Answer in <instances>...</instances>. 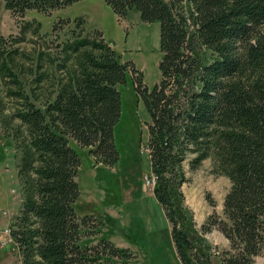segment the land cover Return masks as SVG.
I'll return each instance as SVG.
<instances>
[{"label": "trees", "instance_id": "obj_1", "mask_svg": "<svg viewBox=\"0 0 264 264\" xmlns=\"http://www.w3.org/2000/svg\"><path fill=\"white\" fill-rule=\"evenodd\" d=\"M5 1L13 14L25 16L77 0ZM104 1L117 15L136 8L143 21L159 22L160 81L149 89L110 41L80 36L72 50L87 47L89 63L76 79L44 104L26 97L16 116L32 147L23 170L34 177L22 215L10 228L21 264H141L130 248L104 234L103 219L81 212L77 179L78 149L108 165L119 158L114 129L121 117L119 87L128 76L150 114L153 191L171 224L180 263L212 264L211 245L196 229L181 191L184 161L196 166L212 158L231 182L223 216H209L233 250L220 264H253L264 251V0ZM6 42L0 37V71L9 67Z\"/></svg>", "mask_w": 264, "mask_h": 264}, {"label": "rangeland", "instance_id": "obj_2", "mask_svg": "<svg viewBox=\"0 0 264 264\" xmlns=\"http://www.w3.org/2000/svg\"><path fill=\"white\" fill-rule=\"evenodd\" d=\"M80 36L110 41L121 60L130 62L132 76L137 78L141 72L143 85L149 89L160 81V24L143 21L136 8L120 16L104 0H77L48 13L29 10L22 16L13 14L6 1L0 0V37L7 41L8 53L4 55L9 65L0 71V264H21L9 231L22 215L34 177L32 171L23 170V157L32 147L16 112L26 97L44 104L52 101L70 78L76 79L82 64L89 63L87 47L77 53L72 50L73 41ZM119 89L121 117L114 129L117 162L108 165L86 149H78L81 212L103 219L104 234L117 245L130 248L141 264H181L165 209L145 181V176L152 174L149 154L141 151L149 134L147 105L129 76ZM183 169V205L211 245L210 262L220 264L222 256L233 250L209 216H223L230 179L217 170L212 158L196 166L188 158ZM96 219L91 220V226ZM204 223L211 229H202ZM253 264H264V251Z\"/></svg>", "mask_w": 264, "mask_h": 264}, {"label": "built area", "instance_id": "obj_3", "mask_svg": "<svg viewBox=\"0 0 264 264\" xmlns=\"http://www.w3.org/2000/svg\"><path fill=\"white\" fill-rule=\"evenodd\" d=\"M145 150V151H144ZM142 152H146L149 154L150 152V148L146 145V146H143L142 149H141ZM145 181H146V184L148 185V187H151L152 189H154L155 187V184H156V177L154 175V173L152 174H149V175H146L145 176ZM10 232V231H9ZM11 236V235H10Z\"/></svg>", "mask_w": 264, "mask_h": 264}]
</instances>
